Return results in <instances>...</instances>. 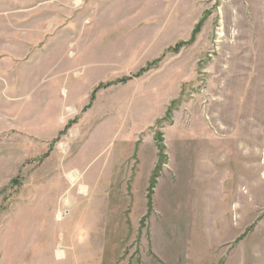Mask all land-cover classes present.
Returning <instances> with one entry per match:
<instances>
[{"label": "rangeland", "instance_id": "obj_1", "mask_svg": "<svg viewBox=\"0 0 264 264\" xmlns=\"http://www.w3.org/2000/svg\"><path fill=\"white\" fill-rule=\"evenodd\" d=\"M0 264H264V0H0Z\"/></svg>", "mask_w": 264, "mask_h": 264}, {"label": "bare ground", "instance_id": "obj_2", "mask_svg": "<svg viewBox=\"0 0 264 264\" xmlns=\"http://www.w3.org/2000/svg\"><path fill=\"white\" fill-rule=\"evenodd\" d=\"M216 1H217V0H216ZM69 178H71V179H72V175H70V176H69ZM73 180H75V177H74V179H73ZM71 182H73V181H71Z\"/></svg>", "mask_w": 264, "mask_h": 264}, {"label": "crops", "instance_id": "obj_3", "mask_svg": "<svg viewBox=\"0 0 264 264\" xmlns=\"http://www.w3.org/2000/svg\"><path fill=\"white\" fill-rule=\"evenodd\" d=\"M74 181H75V180H74ZM71 183H73V182H71ZM81 191H82V189H81ZM81 191H80V192H81Z\"/></svg>", "mask_w": 264, "mask_h": 264}]
</instances>
